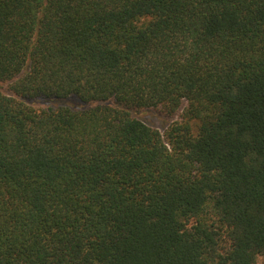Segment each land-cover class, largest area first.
<instances>
[{
	"label": "trees",
	"instance_id": "1",
	"mask_svg": "<svg viewBox=\"0 0 264 264\" xmlns=\"http://www.w3.org/2000/svg\"><path fill=\"white\" fill-rule=\"evenodd\" d=\"M261 257L264 0H0V264Z\"/></svg>",
	"mask_w": 264,
	"mask_h": 264
},
{
	"label": "rangeland",
	"instance_id": "2",
	"mask_svg": "<svg viewBox=\"0 0 264 264\" xmlns=\"http://www.w3.org/2000/svg\"><path fill=\"white\" fill-rule=\"evenodd\" d=\"M9 85H3L2 90L7 93H11ZM66 105L72 107V108H82L84 106L83 102L76 96L70 97L68 100H66ZM31 104L34 107L38 108H48V107H55L58 105L56 99H47V98H40L38 100L32 101ZM181 114V110L173 116H165L162 113H158L156 110L149 109L147 111H144L139 116L148 122L149 124L155 126L158 128L161 132H164L167 126L179 118V115ZM263 258H259L258 264H262Z\"/></svg>",
	"mask_w": 264,
	"mask_h": 264
}]
</instances>
